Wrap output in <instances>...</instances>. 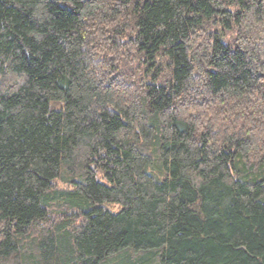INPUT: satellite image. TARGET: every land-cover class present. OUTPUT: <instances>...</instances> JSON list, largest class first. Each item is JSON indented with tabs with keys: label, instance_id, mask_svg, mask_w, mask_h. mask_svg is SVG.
<instances>
[{
	"label": "trees",
	"instance_id": "obj_1",
	"mask_svg": "<svg viewBox=\"0 0 264 264\" xmlns=\"http://www.w3.org/2000/svg\"><path fill=\"white\" fill-rule=\"evenodd\" d=\"M0 264H264V0H0Z\"/></svg>",
	"mask_w": 264,
	"mask_h": 264
}]
</instances>
